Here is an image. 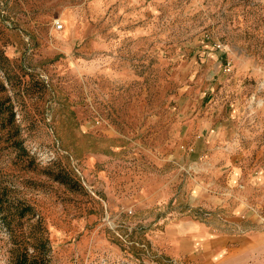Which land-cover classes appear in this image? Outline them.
<instances>
[{
    "label": "rangeland",
    "instance_id": "obj_1",
    "mask_svg": "<svg viewBox=\"0 0 264 264\" xmlns=\"http://www.w3.org/2000/svg\"><path fill=\"white\" fill-rule=\"evenodd\" d=\"M0 264H264V0H0Z\"/></svg>",
    "mask_w": 264,
    "mask_h": 264
},
{
    "label": "crops",
    "instance_id": "obj_2",
    "mask_svg": "<svg viewBox=\"0 0 264 264\" xmlns=\"http://www.w3.org/2000/svg\"><path fill=\"white\" fill-rule=\"evenodd\" d=\"M237 180V175L232 176V182ZM238 203L235 205V209L230 218H227L229 221L235 222L236 219H239V216L241 214H244L247 210V206H249V202L247 201V197H242L241 199H238ZM234 204V203H233ZM230 208V205H228ZM240 221V220H238ZM194 233L191 234L190 238L192 237L194 239V242L197 245L201 246H207L208 253H205L203 256L211 257V258H221L222 251L229 250L230 252L240 254L242 252H246L250 249H252L253 246V235L247 234L242 236H224L222 239L221 236L215 231V229L208 228L205 224H200L196 228H194ZM211 237L209 241H207L206 238ZM191 238V239H192ZM192 239V240H193ZM206 240V241H205ZM227 246H230L227 248ZM219 261V260H218Z\"/></svg>",
    "mask_w": 264,
    "mask_h": 264
},
{
    "label": "built area",
    "instance_id": "obj_3",
    "mask_svg": "<svg viewBox=\"0 0 264 264\" xmlns=\"http://www.w3.org/2000/svg\"><path fill=\"white\" fill-rule=\"evenodd\" d=\"M62 26L61 25H58V28L60 29Z\"/></svg>",
    "mask_w": 264,
    "mask_h": 264
}]
</instances>
